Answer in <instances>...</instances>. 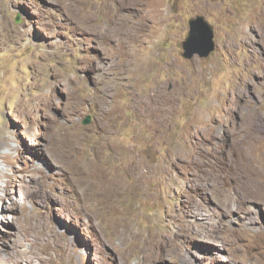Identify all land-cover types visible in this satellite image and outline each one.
I'll list each match as a JSON object with an SVG mask.
<instances>
[{"label": "rangeland", "instance_id": "374dc122", "mask_svg": "<svg viewBox=\"0 0 264 264\" xmlns=\"http://www.w3.org/2000/svg\"><path fill=\"white\" fill-rule=\"evenodd\" d=\"M0 264H264V0H0Z\"/></svg>", "mask_w": 264, "mask_h": 264}, {"label": "water", "instance_id": "95a60500", "mask_svg": "<svg viewBox=\"0 0 264 264\" xmlns=\"http://www.w3.org/2000/svg\"><path fill=\"white\" fill-rule=\"evenodd\" d=\"M189 31L183 42V56L192 59L195 55L201 58H207L215 49L214 28L203 16H196L188 21ZM90 123L87 117L83 124Z\"/></svg>", "mask_w": 264, "mask_h": 264}, {"label": "bare ground", "instance_id": "6f19581e", "mask_svg": "<svg viewBox=\"0 0 264 264\" xmlns=\"http://www.w3.org/2000/svg\"><path fill=\"white\" fill-rule=\"evenodd\" d=\"M160 89H161V88H160ZM158 90H159V89H158ZM158 90H157V91H158ZM162 92H163V91H162ZM157 100H158V99H157Z\"/></svg>", "mask_w": 264, "mask_h": 264}]
</instances>
